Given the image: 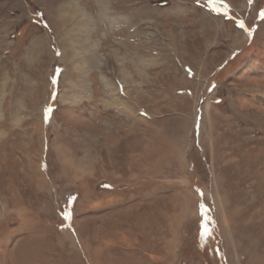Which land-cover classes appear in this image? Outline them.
<instances>
[{"label":"rangeland","instance_id":"374dc122","mask_svg":"<svg viewBox=\"0 0 264 264\" xmlns=\"http://www.w3.org/2000/svg\"><path fill=\"white\" fill-rule=\"evenodd\" d=\"M0 264H264V0H0Z\"/></svg>","mask_w":264,"mask_h":264},{"label":"snow or ice","instance_id":"6c2138e0","mask_svg":"<svg viewBox=\"0 0 264 264\" xmlns=\"http://www.w3.org/2000/svg\"><path fill=\"white\" fill-rule=\"evenodd\" d=\"M207 229V227H205ZM208 230V229H207Z\"/></svg>","mask_w":264,"mask_h":264}]
</instances>
